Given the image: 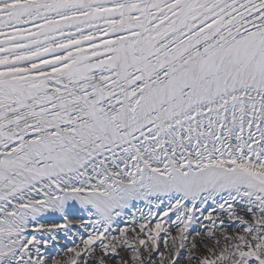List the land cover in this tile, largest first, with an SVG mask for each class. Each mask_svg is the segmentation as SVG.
Wrapping results in <instances>:
<instances>
[{"label":"snow or ice","instance_id":"1","mask_svg":"<svg viewBox=\"0 0 264 264\" xmlns=\"http://www.w3.org/2000/svg\"><path fill=\"white\" fill-rule=\"evenodd\" d=\"M0 264H264V0H0Z\"/></svg>","mask_w":264,"mask_h":264}]
</instances>
